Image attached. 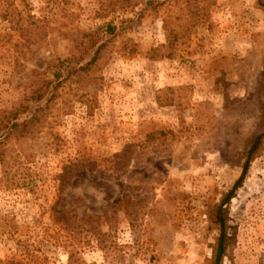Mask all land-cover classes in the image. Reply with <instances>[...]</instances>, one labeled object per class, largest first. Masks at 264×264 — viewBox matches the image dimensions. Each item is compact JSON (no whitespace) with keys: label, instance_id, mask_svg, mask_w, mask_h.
<instances>
[{"label":"rangeland","instance_id":"1","mask_svg":"<svg viewBox=\"0 0 264 264\" xmlns=\"http://www.w3.org/2000/svg\"><path fill=\"white\" fill-rule=\"evenodd\" d=\"M259 1L0 0V109L77 70L40 132L0 134V264H215L219 213L218 264H264Z\"/></svg>","mask_w":264,"mask_h":264},{"label":"trees","instance_id":"2","mask_svg":"<svg viewBox=\"0 0 264 264\" xmlns=\"http://www.w3.org/2000/svg\"><path fill=\"white\" fill-rule=\"evenodd\" d=\"M186 3H191V0H186ZM259 3L264 8V4L260 1ZM195 18L197 17L195 16L191 19ZM164 25L165 28L169 30L167 27V21L164 22ZM190 27L191 26L189 23H183L182 36L187 34V32L190 30ZM97 58L98 56L96 50L91 60L83 65L80 69L85 70L89 68L95 63ZM71 73L75 74L77 73V70L68 72L65 78L61 79L56 72H53L51 76H48L46 70H33L25 82V94L19 98L10 108L0 109V134L2 131H4L5 135H3V133L2 136L5 138L14 136L17 139H23L27 136L32 137L40 132L47 120V116L51 108L54 105L53 103H55L56 98L60 94V89L65 86L66 81L69 83V81L72 79ZM41 101H44V104L38 105L37 103ZM32 102L36 104H33ZM263 134L264 131L256 136L249 148L248 154L255 150L257 143ZM248 166L249 160H246L242 173L233 183L231 189L226 193L223 199L224 202H228L235 194V191L242 185ZM216 222L219 225V235L217 238L216 247L214 249V257L215 264H218L226 248L227 232L225 229L226 221L223 215L219 213Z\"/></svg>","mask_w":264,"mask_h":264}]
</instances>
